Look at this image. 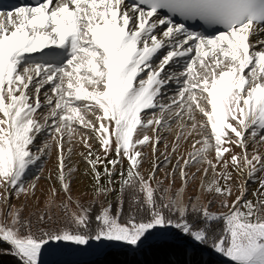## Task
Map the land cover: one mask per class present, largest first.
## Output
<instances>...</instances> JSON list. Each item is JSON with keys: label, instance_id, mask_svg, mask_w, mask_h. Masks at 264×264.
Returning a JSON list of instances; mask_svg holds the SVG:
<instances>
[{"label": "snow or ice", "instance_id": "6c2138e0", "mask_svg": "<svg viewBox=\"0 0 264 264\" xmlns=\"http://www.w3.org/2000/svg\"><path fill=\"white\" fill-rule=\"evenodd\" d=\"M261 33L264 0H37L0 10V241L9 254L43 264L49 245L145 251L187 241L186 254L204 246L232 264H264V179L254 200L247 181L230 199L234 173L264 172V41L250 39ZM76 144L92 179L87 205L72 195ZM53 151L45 210L25 216L11 197L35 196L40 176L26 175ZM173 157L165 179L175 184L179 172L184 185L175 192L157 179ZM198 176L206 202L185 199ZM217 202L223 211L212 210Z\"/></svg>", "mask_w": 264, "mask_h": 264}, {"label": "rangeland", "instance_id": "374dc122", "mask_svg": "<svg viewBox=\"0 0 264 264\" xmlns=\"http://www.w3.org/2000/svg\"><path fill=\"white\" fill-rule=\"evenodd\" d=\"M183 64V62H182ZM172 84V83H171ZM178 87H171L165 89L167 95L171 96L175 94V91ZM43 91V90H42ZM43 96H41V100L43 101ZM175 127V126H174ZM47 134H43L38 138V144L42 145ZM167 137V141L169 144L173 140V134L172 133H165ZM187 149L190 151L191 146L186 145ZM185 147H182L180 149L181 152H185ZM67 148V145H66ZM160 152H164V144L161 143L159 145ZM256 149L260 152V154L264 155V144H257ZM35 150V149H34ZM86 151L83 149V146L80 144H76L74 148L75 155H73L72 159L67 162L68 167H74L76 171L73 173V183H72V195L73 198H79L81 203L87 205L91 203L93 200V194L91 189L92 179L91 176H85V168L86 164L84 160L79 156V152ZM236 151H240V149H236ZM186 154V153H185ZM252 154V148L249 149V155ZM160 160H163V157H160ZM176 163V158L173 157L172 164L166 165L163 169L159 170L157 172V179L163 180V186L165 188H168L171 186L172 192H175L182 188L183 182L180 179L179 172L175 175V184H172V179L169 177L168 179H165V172H171L172 165ZM55 164H56V154L55 151L50 156L43 157L41 161L38 162L36 166H32L31 169L28 171L26 175V180L28 183H31L35 176H40V179L36 181V193L35 196L25 198L24 196H20L17 198L15 194L11 197V203L17 207H24V215L27 216L31 212H41L45 210V203L48 200V197L50 195V188L55 183L54 177H55ZM42 167L43 171H38V168ZM150 168V163H145L143 166L142 171H147ZM189 173L195 172L196 169L189 168L187 169ZM52 173L53 180L50 181L48 179L49 173ZM119 177L117 176V179ZM264 179V172H259L256 174V177L254 179H248L247 175L239 176L235 173L233 174V196L230 198L231 200H234L236 195H239L238 192V186L240 184H244L245 181L246 187H247V199L254 200L252 193L255 192L260 188L259 180ZM199 183H200V177L198 176L196 181L189 182L187 185V188L185 190V199H187L189 196H197L200 195L203 202H206V199L201 194L199 189ZM118 188V186H117ZM210 198V197H209ZM62 196L60 198H57L56 203L59 204L61 202ZM113 203L115 205L116 197H112ZM127 207V203L125 205ZM4 205L0 203V208H3ZM213 211H223V209H220L219 203L217 202L216 206L212 209ZM54 212L56 216H60V210L54 209ZM52 226V225H49ZM190 245L187 241L182 242L181 245H179L180 248H185L186 246ZM53 251L50 253L45 254L42 257L43 264H71V263H90L95 262L100 259H103L104 257H107L108 253L111 252H117L122 250H132L128 248L125 245L119 244V243H105L104 245L97 247L96 242H92L89 246H76L74 244L65 243L61 245H49L48 246ZM198 247V246H196ZM175 247L170 248L171 250H174ZM198 249L203 250V247H198ZM211 249V248H210ZM2 252V251H1ZM213 254H217L218 258L216 257V261L222 262V263H232L228 258L224 257L222 254L216 253L214 250L211 249L210 251ZM4 253V252H2ZM0 255L3 259V263H9V264H15V261L18 263V258H15V261L7 257L6 254ZM62 254L60 259L56 260L57 254ZM189 255V254H188ZM15 257V256H14ZM20 262V261H19ZM21 263V262H20Z\"/></svg>", "mask_w": 264, "mask_h": 264}, {"label": "trees", "instance_id": "16d2710c", "mask_svg": "<svg viewBox=\"0 0 264 264\" xmlns=\"http://www.w3.org/2000/svg\"><path fill=\"white\" fill-rule=\"evenodd\" d=\"M188 248L194 246L188 245ZM198 247H203V250L198 249ZM195 246L194 254H186L184 252V247L180 248L179 246L175 247L174 250L165 249V250H145V251H133V250H122V251H113L107 254V257L100 259L95 262L90 263H71V264H232V263H222L216 261L217 254L211 253V249L204 246ZM4 253H2V252ZM6 254L7 257L12 258L15 261V258L10 253V246L6 242L0 241V255ZM62 254L56 255V260L60 259ZM3 259L0 257V264H9L3 263ZM15 264H21L15 261Z\"/></svg>", "mask_w": 264, "mask_h": 264}, {"label": "bare ground", "instance_id": "6f19581e", "mask_svg": "<svg viewBox=\"0 0 264 264\" xmlns=\"http://www.w3.org/2000/svg\"><path fill=\"white\" fill-rule=\"evenodd\" d=\"M129 2H130V0H129ZM12 6H14V4L9 5L6 2L0 1V10H6L8 8H11ZM15 6H20V5H15ZM250 39L253 41V43H257L258 41H264V33H261L258 37H250ZM182 62H183V60L181 61V65H182ZM171 87H179V84L173 82L172 84L167 86V88H171Z\"/></svg>", "mask_w": 264, "mask_h": 264}]
</instances>
